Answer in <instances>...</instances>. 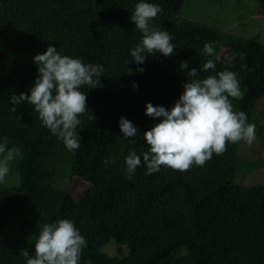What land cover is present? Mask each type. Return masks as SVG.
I'll return each mask as SVG.
<instances>
[{"label": "trees", "instance_id": "16d2710c", "mask_svg": "<svg viewBox=\"0 0 264 264\" xmlns=\"http://www.w3.org/2000/svg\"><path fill=\"white\" fill-rule=\"evenodd\" d=\"M186 1L144 0L162 9L150 24L168 32L175 47L167 57L145 53L148 59L138 66L130 53L142 33L131 16L141 0H0V141L7 137L9 147L21 152L10 162L19 170V188L0 191V264H26L21 250L34 255L42 226L61 219L72 221L86 240L80 264H264V183H235L264 171L261 156L240 157L245 141L229 142L203 166H161L146 174L143 133L160 118L145 115V106L170 110L193 68L200 69L199 79L234 72L242 95L229 97L233 110L246 114L258 138L264 130V45L179 21ZM206 43L220 44L223 56L204 55ZM48 46L104 70L102 87L80 89L88 111L79 117L80 147L73 151L42 124L32 105L21 102L10 110L11 96L30 94L38 77L33 59ZM229 55H235L231 64L225 61ZM208 59L216 67L202 71ZM183 62L188 68L182 71ZM122 117L137 136L123 137ZM131 151L141 155V165L129 177L125 157ZM71 177L91 185L78 200L52 185ZM110 241L120 247L118 257L101 252Z\"/></svg>", "mask_w": 264, "mask_h": 264}, {"label": "clouds", "instance_id": "9594fccd", "mask_svg": "<svg viewBox=\"0 0 264 264\" xmlns=\"http://www.w3.org/2000/svg\"><path fill=\"white\" fill-rule=\"evenodd\" d=\"M162 9L144 0L137 3L131 16V22L142 33L137 46L131 50L132 60L139 66L148 59L147 54L157 52L167 57L173 55L172 37L150 24ZM203 54L214 55L212 44L203 46ZM235 55L225 57L231 64ZM38 77L30 94L13 95L10 110L16 112L21 102L33 106L42 124L57 136L68 151L80 147V137L76 129L81 124L79 117L86 111V94L80 91L82 86L102 87L98 77L102 76L103 66L84 64L80 59L62 56L55 47L48 46L43 54L34 57ZM213 59H208L202 71L215 69ZM187 62L180 65L183 71ZM137 71L143 72L138 67ZM200 69L187 72L192 79L183 83V93L170 110L154 107L148 103L145 115L153 119L160 118L150 130L143 133L148 146L143 152L146 174L158 172L161 166L178 171H187L192 165L203 166L213 153L220 155L226 151L229 142L251 143L255 139V125L247 122L244 112H236L229 101L242 95L236 74L229 70L217 72L206 78H197ZM133 89L137 85H132ZM89 119H93L90 115ZM119 129L125 139L138 135V129L125 118H120ZM21 155L16 146L9 147L5 137L0 141V183L10 172L9 164ZM141 155L135 151L125 157L126 172L129 177L141 165ZM85 238L74 223L61 219L42 226L34 245V255L21 250L26 264H80Z\"/></svg>", "mask_w": 264, "mask_h": 264}, {"label": "rangeland", "instance_id": "374dc122", "mask_svg": "<svg viewBox=\"0 0 264 264\" xmlns=\"http://www.w3.org/2000/svg\"><path fill=\"white\" fill-rule=\"evenodd\" d=\"M179 21L200 22L216 28L224 33L264 45V0H221L219 3L210 4L203 0H187L180 12ZM213 57L220 58L225 50L220 44H213ZM264 126V124L262 125ZM262 138L244 142L240 147V157L253 160L261 156L264 158V130L260 131ZM10 172L0 191L17 190L20 186L19 170L15 165L9 164ZM240 186H255L264 183V171L256 170L245 177L235 181ZM53 187L69 192L75 199H80L91 189V185L78 177L62 178L54 182ZM120 247L115 241H110L101 249V252L118 257ZM123 251L126 252L125 248ZM124 252V253H125Z\"/></svg>", "mask_w": 264, "mask_h": 264}]
</instances>
